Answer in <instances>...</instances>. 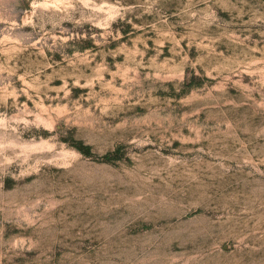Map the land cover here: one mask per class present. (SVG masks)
Here are the masks:
<instances>
[{
    "label": "rangeland",
    "instance_id": "rangeland-1",
    "mask_svg": "<svg viewBox=\"0 0 264 264\" xmlns=\"http://www.w3.org/2000/svg\"><path fill=\"white\" fill-rule=\"evenodd\" d=\"M0 264H264V0H0Z\"/></svg>",
    "mask_w": 264,
    "mask_h": 264
},
{
    "label": "trees",
    "instance_id": "trees-1",
    "mask_svg": "<svg viewBox=\"0 0 264 264\" xmlns=\"http://www.w3.org/2000/svg\"><path fill=\"white\" fill-rule=\"evenodd\" d=\"M78 147L84 151H89V147L88 145H82V144H79Z\"/></svg>",
    "mask_w": 264,
    "mask_h": 264
}]
</instances>
